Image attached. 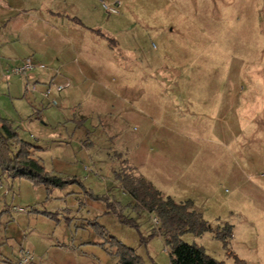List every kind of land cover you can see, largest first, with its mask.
<instances>
[{
	"label": "rangeland",
	"instance_id": "obj_1",
	"mask_svg": "<svg viewBox=\"0 0 264 264\" xmlns=\"http://www.w3.org/2000/svg\"><path fill=\"white\" fill-rule=\"evenodd\" d=\"M96 2L93 10L85 9L80 16L69 17L80 24L87 25L88 21L90 30L100 36L101 59L93 67L103 71L108 66L110 70L104 76L88 75L81 83L83 86L99 83L111 89L122 86L121 91L114 89V94L123 103L121 110L130 111L134 116L125 117L128 113H122L118 122L119 114H114L113 106L107 107L105 103L93 106L92 94L79 90L75 97L77 104L66 102L65 107L70 115L85 111L82 123L86 132L82 135L65 132L64 126H69V122L45 131L43 120L47 109L36 108L37 113L29 118L25 113L32 111V107L28 105L23 110L25 116L19 114V105L29 104L27 99L0 83L2 115L15 120L25 140L42 148L38 149V155L44 159L45 167L46 164L50 167L57 156L74 160L77 166L72 165L74 170L69 173L77 176L81 184H68L67 188L74 192L66 197L75 196L76 201L85 202L84 206L109 211L107 202L95 197L105 195L124 206L123 215L135 225L122 222L114 214L107 219L111 220V231L119 240L132 242L146 263L170 264L171 245L166 230L157 231L158 218L137 206L134 197L123 188L122 180L131 173L144 176L164 197L178 203L190 201L213 227L201 235L183 233L181 238L185 242L195 243L212 257L227 263H232L236 255L248 264H264V0ZM105 4L116 11H108ZM27 72L12 71L7 77L21 78ZM27 90L25 94L29 93ZM62 90H57L58 94ZM55 101L52 106L59 108L62 100ZM157 101L164 110L171 105L174 111L171 119L150 116L147 121H140L136 114L142 102L152 105ZM226 103L229 120L221 124L217 112ZM35 127L41 128V132ZM80 141L86 144L84 151H80ZM160 153L180 166L217 168L225 164L228 176L215 177L210 171L205 173L212 179L209 182L194 179L171 184L161 174L163 163H144L146 154L151 160L161 156ZM2 179L6 183L15 181L16 200L18 182L32 184L27 178L2 176ZM34 185L38 189L45 187ZM26 186L23 185L21 200L29 198L31 193ZM47 192L48 204L61 202L53 197L64 193L65 187ZM185 193L190 196L183 197ZM12 195L13 191L6 196L8 205H12ZM226 226L232 234L224 240L216 235V230ZM4 227L2 220L0 230ZM76 229H79L76 236L79 240L98 236L100 242H106L112 235L103 234L97 226L86 227L84 231L81 227ZM154 230L158 233L150 237ZM102 246L106 248L110 244ZM99 251L107 258L104 260L100 255L101 264H118L116 257L103 249Z\"/></svg>",
	"mask_w": 264,
	"mask_h": 264
},
{
	"label": "crops",
	"instance_id": "obj_2",
	"mask_svg": "<svg viewBox=\"0 0 264 264\" xmlns=\"http://www.w3.org/2000/svg\"><path fill=\"white\" fill-rule=\"evenodd\" d=\"M96 1L0 0V83L6 89L12 90L18 96L22 95L27 99L29 104L19 105V114H24L23 110L28 105L32 107V111L25 113L29 118H33L37 113L36 108L43 107L47 109L44 112L46 114L43 120L45 131L48 127L57 128L56 124L69 122V126H64L65 132L67 131L73 135L75 133L82 135L86 132V128L82 123V120L86 118L85 111L80 110L78 113L70 115L68 111L66 112L65 107L66 102L71 105L77 104L78 100L75 97L79 90L83 91L84 94H88V91L92 94L93 106L96 104L97 107L98 105L102 106V103L107 104V107L113 106V109L116 110L114 114H119V118L116 117L118 122L122 117V113H128L125 114V117L134 116V113L130 111L121 110L120 107L123 106V103L118 101L114 94V89L121 91L122 86H112L111 89L99 83L96 86L93 84L83 86L81 83L84 78H89L88 75H106L107 70L110 68L104 66L105 70L99 71L93 67L96 60L101 59V38L90 30L89 26L91 25L88 21H86L87 25L80 24L72 21L69 17L80 16V13L85 9L93 10ZM27 57H32L37 63L41 62L46 67H37L21 78L7 77V73H12ZM109 74H111L110 71ZM25 80L27 81L26 84ZM31 83L34 86L33 89L30 87ZM61 86L64 89H71L68 92H64L63 89L58 94L57 90L59 91ZM0 90L2 89L0 88ZM26 90L29 93L25 94ZM46 91L49 92L48 95H46ZM58 98L62 100V103L58 106L59 108L53 107L52 103H56L55 100ZM51 99L55 100L51 101ZM170 108L171 105H168L164 110L159 101L152 105L148 102H142L139 114H136V116L140 118V121H147L150 116L171 119L174 111ZM39 111L41 110H38L40 114ZM217 113L221 124L228 123L229 110L227 103L221 104ZM20 122L24 123L25 120ZM73 123H77V125ZM35 128L41 132V128ZM193 129L194 126L192 125ZM119 130H121V127H119ZM80 142V151H84L86 144ZM194 152L192 146V159ZM35 153L42 158L38 155L39 150ZM160 154L161 156H155L156 159L152 157L151 160L149 154L143 155L146 157L144 163L149 161L163 163V171L158 170L164 179H167L171 184L177 181L192 182L194 179L198 182H201V179L209 182L212 179L205 176V173L210 171L213 172L215 177L228 176V168L225 164L218 165L217 168H213L215 166L210 168L207 166L206 168L205 165L198 167L193 164L180 166L179 163L171 160L169 156L167 157L164 153ZM42 160L44 161L43 158ZM144 163L140 164L142 168ZM72 165L77 166L73 159L57 156L50 162V167L46 164V168L59 175L72 176L69 173L74 170ZM4 182L1 177L0 222L4 220L5 227L0 230V264H18L22 251H29L34 255V264H101L100 255L104 257V260H107V258L101 254L100 249L117 258L102 246L105 241L100 242L98 236L89 240L76 238L79 232V229L76 228L81 227L84 231L86 227L92 229L95 226L100 228L103 234L109 236L112 233L110 236H114L109 223L111 220H107L114 213L109 212L107 209L96 208L97 206L90 208L85 205V207L83 205L85 202L83 200L76 201L75 198L77 197L75 196L66 197L67 194L74 192V189L67 188V186H65L64 193L53 197L54 200H62L61 202L48 204V201H46L48 198L46 187L38 189L33 182L32 184H23L24 182L19 181L17 184L19 200H16L14 196L16 195V191H14L15 181L13 183L5 182L6 184ZM23 185H27L28 189H31V193L29 198L21 200ZM11 191H13L12 205H8L6 196H9ZM190 195H192V192ZM190 195L185 193L183 197ZM16 201L17 204H15ZM16 206L25 207V211H17ZM14 211L16 212L15 216H13ZM45 212L52 213V215H61L62 218L59 216L51 217ZM73 224H75L74 228ZM120 240L134 248L132 242L129 243L122 238Z\"/></svg>",
	"mask_w": 264,
	"mask_h": 264
},
{
	"label": "trees",
	"instance_id": "obj_3",
	"mask_svg": "<svg viewBox=\"0 0 264 264\" xmlns=\"http://www.w3.org/2000/svg\"><path fill=\"white\" fill-rule=\"evenodd\" d=\"M38 149L40 147L33 142L23 139L19 134V127L13 120L4 117L0 111V179L2 176L11 179L27 178L36 185L45 186L48 190L62 188L74 182L81 184V180L75 175H59L49 171L42 158L36 155L35 151ZM122 186L134 197L137 206L150 211L159 219L160 225L157 231L161 233L162 230H166L167 241L171 245L170 264H248L236 255H233L232 263L217 260L209 255L203 247L185 242L181 238L185 232L201 235L206 231L213 230L202 213L194 208L190 201L178 203L171 197H164L151 182L138 174L131 173L126 176L122 180ZM95 197L107 202L109 212L117 215L122 222L135 225L132 220L123 215L124 206L120 202L111 201L105 195H96ZM45 213L51 217L56 216L49 212ZM157 231L154 230L149 236H155ZM231 234L229 226L221 231L216 230V235L224 240ZM105 243L110 244L106 248L117 256L118 264H159L156 262L146 263L135 248L124 244L114 236H110L102 245Z\"/></svg>",
	"mask_w": 264,
	"mask_h": 264
},
{
	"label": "built area",
	"instance_id": "obj_4",
	"mask_svg": "<svg viewBox=\"0 0 264 264\" xmlns=\"http://www.w3.org/2000/svg\"><path fill=\"white\" fill-rule=\"evenodd\" d=\"M105 6H106L108 11H114V12L116 11V9L109 7L107 4H105ZM36 67L44 68L45 64L36 63L32 57H27L23 60V63L20 66L15 68L14 72L15 73H24V72L32 70ZM63 88L64 87L61 86V87H59V90H62ZM48 94H49V92L46 93V95H48ZM0 188H2L1 184H0ZM15 209L17 211H21V212L25 211L24 207H16ZM156 223L157 224L160 223L158 219H156ZM18 264H34V255L29 251H22Z\"/></svg>",
	"mask_w": 264,
	"mask_h": 264
}]
</instances>
